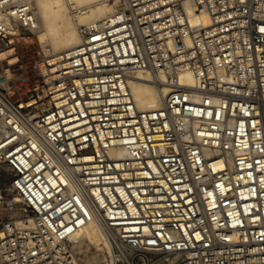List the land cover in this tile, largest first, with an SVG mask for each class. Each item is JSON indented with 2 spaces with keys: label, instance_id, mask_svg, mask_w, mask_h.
<instances>
[{
  "label": "built area",
  "instance_id": "2783aa9c",
  "mask_svg": "<svg viewBox=\"0 0 264 264\" xmlns=\"http://www.w3.org/2000/svg\"><path fill=\"white\" fill-rule=\"evenodd\" d=\"M32 1L0 0V264H84L91 222L104 264H264V0H122L28 63Z\"/></svg>",
  "mask_w": 264,
  "mask_h": 264
},
{
  "label": "bare ground",
  "instance_id": "6f19581e",
  "mask_svg": "<svg viewBox=\"0 0 264 264\" xmlns=\"http://www.w3.org/2000/svg\"><path fill=\"white\" fill-rule=\"evenodd\" d=\"M122 0H33L32 10L34 27H24L9 22V27L30 32V38L25 40L24 51L26 61L29 63L37 56L53 54L68 50L81 42L80 27L108 24L115 15ZM191 22H200L204 25L210 23L207 14L193 13L188 6ZM2 57L10 63L17 59L2 52ZM9 74L10 71H8ZM138 78L131 82V92L140 109L158 107L165 88L157 87L151 73L143 71L137 74ZM184 84H192L190 73L181 76ZM76 251L83 253L84 264H104L109 260L112 251L103 229L95 222L80 228L71 238Z\"/></svg>",
  "mask_w": 264,
  "mask_h": 264
},
{
  "label": "rangeland",
  "instance_id": "374dc122",
  "mask_svg": "<svg viewBox=\"0 0 264 264\" xmlns=\"http://www.w3.org/2000/svg\"><path fill=\"white\" fill-rule=\"evenodd\" d=\"M8 184V179L6 178V175H5V173H4V171L0 168V190L1 189H4V187L6 186ZM3 197L6 199V197L7 196H5V194H3ZM7 198H10V197H7ZM4 199H1L0 200V210H2L3 209V206H4ZM1 212H3V211H1ZM80 254V256H81V258H82V254L81 253H79Z\"/></svg>",
  "mask_w": 264,
  "mask_h": 264
}]
</instances>
